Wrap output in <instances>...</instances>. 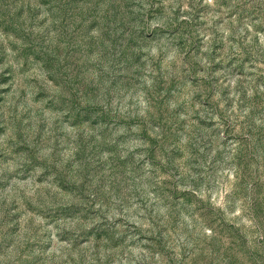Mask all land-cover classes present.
<instances>
[{"label":"rangeland","instance_id":"rangeland-1","mask_svg":"<svg viewBox=\"0 0 264 264\" xmlns=\"http://www.w3.org/2000/svg\"><path fill=\"white\" fill-rule=\"evenodd\" d=\"M0 264H264V0H0Z\"/></svg>","mask_w":264,"mask_h":264}]
</instances>
